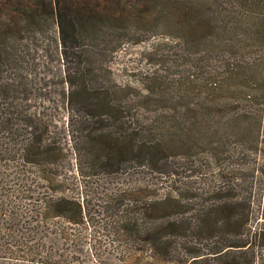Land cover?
Listing matches in <instances>:
<instances>
[{
  "label": "trees",
  "instance_id": "1",
  "mask_svg": "<svg viewBox=\"0 0 264 264\" xmlns=\"http://www.w3.org/2000/svg\"><path fill=\"white\" fill-rule=\"evenodd\" d=\"M0 264H264V0H0Z\"/></svg>",
  "mask_w": 264,
  "mask_h": 264
},
{
  "label": "rangeland",
  "instance_id": "2",
  "mask_svg": "<svg viewBox=\"0 0 264 264\" xmlns=\"http://www.w3.org/2000/svg\"><path fill=\"white\" fill-rule=\"evenodd\" d=\"M148 34L138 42H125L123 46L116 50L110 58V69L109 77L121 82L125 80H131L136 75H139L140 71L146 68H152L156 66V63L159 66H166L173 60H177V50H180V45L175 41L174 37L170 34L162 33L160 31H148ZM154 44V45H153ZM153 49L145 53V49ZM159 57V60L156 57ZM159 61V62H156ZM55 67L53 68L54 74H52L54 81V91L52 92L54 102L52 105V111L59 116H63L70 110V106L67 107V104H62L59 92L61 89V81L59 75V65L54 61ZM175 69L179 65L174 66ZM74 132V131H73ZM67 139V160L65 163L67 165H72V161H75L76 158H80L76 144L77 135L72 133L66 134ZM71 143V144H69ZM71 162V164H70Z\"/></svg>",
  "mask_w": 264,
  "mask_h": 264
}]
</instances>
